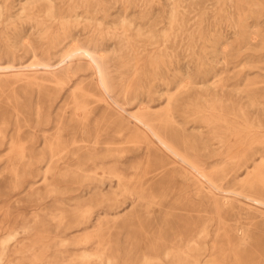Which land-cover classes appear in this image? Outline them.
I'll return each mask as SVG.
<instances>
[{
    "label": "rangeland",
    "instance_id": "374dc122",
    "mask_svg": "<svg viewBox=\"0 0 264 264\" xmlns=\"http://www.w3.org/2000/svg\"><path fill=\"white\" fill-rule=\"evenodd\" d=\"M0 264H264V0H0Z\"/></svg>",
    "mask_w": 264,
    "mask_h": 264
},
{
    "label": "bare ground",
    "instance_id": "6f19581e",
    "mask_svg": "<svg viewBox=\"0 0 264 264\" xmlns=\"http://www.w3.org/2000/svg\"><path fill=\"white\" fill-rule=\"evenodd\" d=\"M89 59V58H88ZM93 64V63H92ZM21 70V69H20ZM98 74V73H97ZM99 80V79H98ZM101 84V83H100ZM115 106V105H114ZM117 107V106H116ZM80 115H81V113H80ZM140 126V125H139ZM143 126V125H142ZM146 126V125H145ZM149 129V128H148ZM152 132V131H151ZM150 132V133H151ZM151 136V135H150ZM165 147V146H164ZM171 148V147H170ZM164 149V148H163ZM168 149V148H167ZM170 152H172L171 150H170ZM173 153V152H172ZM178 157V156H177ZM182 160V159H181ZM191 166V165H190ZM198 176V175H197ZM201 179V178H200ZM210 191V190H209ZM219 215V214H218Z\"/></svg>",
    "mask_w": 264,
    "mask_h": 264
}]
</instances>
